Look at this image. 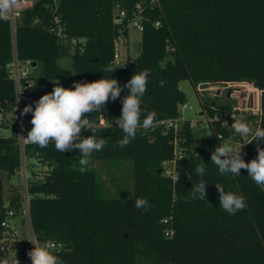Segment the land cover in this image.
I'll return each mask as SVG.
<instances>
[{"label":"trees","instance_id":"obj_1","mask_svg":"<svg viewBox=\"0 0 264 264\" xmlns=\"http://www.w3.org/2000/svg\"><path fill=\"white\" fill-rule=\"evenodd\" d=\"M138 1L142 2L143 25L139 54L115 64L113 39L119 33L127 38V19ZM157 1L152 6L149 0H34L18 19L16 56L34 63L32 68H39L41 78L62 83L105 77L123 86L135 72L149 69L141 120L147 112H157L152 128L143 135L138 132L124 148L118 147L124 135L118 126L94 125L96 136L105 138L107 144L91 159L130 160L131 197L100 196L94 170L87 167L80 172L78 150L63 153L53 144L46 148L28 145V156L38 152L48 166L44 180L31 182L28 188L33 233L40 242L61 241L65 249L55 254L64 264H264V188L244 169L238 176L220 175L211 163L215 146L221 144L217 132L226 135L227 131L217 126L216 132L195 137L186 121L176 132L159 123L180 115L179 108L186 102L180 80L188 79L194 88L199 83L247 81L261 91L259 127H264V0ZM116 6L126 11L120 25L113 22ZM54 18L69 39H78L75 46L50 31ZM12 56L9 22L0 21V108L10 109L14 99L8 70ZM64 56L71 57L69 68L58 64ZM107 68L116 70L111 73ZM127 93L125 88L118 99L92 113L93 124L100 118H118ZM204 106L213 112L211 102ZM213 106L227 109L216 101ZM14 130L12 126L10 135H0V222L7 208L18 206L17 194L7 207L3 199L2 176H14L19 166ZM175 137L181 156L175 159L174 174L169 177L162 162L174 158ZM259 146L264 148V141ZM256 147V142L246 145V162L256 158ZM202 162L207 165L205 200L190 195L198 182L195 167ZM186 173H191V180ZM215 184L243 195L247 207L227 214L219 205ZM138 197L148 201L147 212L134 206ZM28 251L24 242L16 252L18 260H29Z\"/></svg>","mask_w":264,"mask_h":264},{"label":"clouds","instance_id":"obj_2","mask_svg":"<svg viewBox=\"0 0 264 264\" xmlns=\"http://www.w3.org/2000/svg\"><path fill=\"white\" fill-rule=\"evenodd\" d=\"M21 0H0V21H9L19 8ZM116 70V69H115ZM115 70L107 68L105 71L113 73ZM75 75V74H73ZM150 70L144 69L132 74L126 84L121 86L115 78H101L92 82H74L71 87H63L59 80L53 81L51 92L43 94L35 107L27 105L22 114L31 113V130L24 137L27 143L46 148L53 144L59 152L78 150L81 154L79 164L80 172L84 173L90 163L93 153L102 151L107 144L105 138H98L90 115L98 112L108 103L120 97L126 88L128 93L121 103V115L113 122H108V127L114 123L123 132V138L118 141V147H126L135 139L138 132L143 135L157 122V112L153 109L142 116V98L147 91ZM163 86V81L161 82ZM231 128L234 133L243 138L239 147L230 141L216 145L211 154V163L218 168L220 175H241V170L247 171L248 176L257 186L264 188V148L259 146L264 141V127H257L254 131L244 118L233 117ZM91 133L83 136L82 132ZM251 137V139H249ZM256 142L257 156L249 162L243 159L245 155L242 148L245 144ZM207 165L203 162L195 167L198 182L192 185L190 195L193 199L205 200L207 196L205 172ZM191 180V173H186ZM174 182H178L177 174ZM219 192V205L229 215L247 207L246 198L233 191H226L221 184H215ZM134 206L148 211L150 205L145 198H137ZM31 242L34 247L27 255L31 264H64V261L48 245H40ZM0 264H19L17 255L0 258Z\"/></svg>","mask_w":264,"mask_h":264},{"label":"built area","instance_id":"obj_3","mask_svg":"<svg viewBox=\"0 0 264 264\" xmlns=\"http://www.w3.org/2000/svg\"><path fill=\"white\" fill-rule=\"evenodd\" d=\"M34 0H21L20 6L17 9L14 16L10 18L9 28L13 43V56L11 62L8 64L9 74L13 80L14 84V99L11 104V108H0V124L14 126V135L16 138V144L19 153V166L15 171L14 176L19 180V192L18 195V206L9 207L5 211V215L0 222V258L13 256L18 250L21 249L24 242H28L29 251L34 247V245L29 242L32 241L36 244L48 245L52 248L54 252H61L65 249V245L61 241L57 240H46L44 242L38 241L37 237L33 233L29 214V199L30 194L28 191L31 182L43 181L48 170V166L41 162L38 152H34L32 156H28L26 152V147L28 145H33L27 143L24 137L27 136L28 131L31 130V113L22 114L23 109L27 105H32L35 107L36 98L33 92L29 88L28 82H26L29 76L30 69L32 68V63L30 60L19 61L15 52V29L18 19L20 18L22 12L30 8ZM157 0H149V4L152 6L157 4ZM141 11L142 2L138 1L135 4V9L132 11V16L127 19L126 26H133L136 30L142 31L143 25L141 23ZM126 18V11L123 8L116 6L113 13V22L117 25L123 23ZM54 26L50 27V31L53 32L57 38L70 44L72 47L78 43V39H69L64 32V27L59 23L58 18H54ZM159 21L154 22V26H159ZM126 38L122 33H119L117 37L113 39L114 52L112 61L115 64L120 62L119 49L124 45ZM210 83H220L226 93L227 97L235 100L233 104L227 106V109L216 110L212 106L213 112L210 113L206 107L201 108L198 118L192 120H187L182 118V114L176 118H170L160 121L166 128H172L174 132L178 130V127L183 122H188V127L192 130L196 125L200 128L207 130L206 134L216 132L217 126L225 129L227 131L226 135L217 132V137L222 141H230L234 146L239 147L243 143V138L234 133L233 129L230 127L234 122L233 117L244 118L249 125L252 127L253 131L260 126L262 118V109L260 106V93L261 91L254 87L250 82L247 81H234V82H208ZM201 84L196 86L198 92H201ZM242 86V89L236 91L234 88L236 86ZM224 105V104H223ZM185 108L186 104L180 106V108ZM179 108V110H180ZM191 109V106H188ZM115 117L100 118L95 126L106 127L108 122H113ZM112 126H117L114 123ZM251 139V137H249ZM174 145V158L169 161H163L162 167L164 168V174L169 177H173L175 159L181 156V150L179 148L178 140L175 137L173 139ZM245 144L242 148V152L245 154ZM28 158L32 160V163H28ZM245 160V155L243 156ZM1 174V173H0ZM9 200L4 205L7 207Z\"/></svg>","mask_w":264,"mask_h":264},{"label":"rangeland","instance_id":"obj_4","mask_svg":"<svg viewBox=\"0 0 264 264\" xmlns=\"http://www.w3.org/2000/svg\"><path fill=\"white\" fill-rule=\"evenodd\" d=\"M141 32L136 30L133 26L128 27V35L126 38V44L119 49L120 59L123 61L130 57L134 58L140 51ZM121 61V60H120ZM58 64L62 67L69 68L71 65V57L64 56L58 60ZM28 85L36 100H38L43 94L52 91L55 86L53 81L56 79H43L40 77V71L38 67H33L29 72ZM60 82V81H59ZM75 79H66L60 84L63 87H71ZM179 88L186 95V107L180 108L183 119L192 120L198 118L201 108H204V104H208L212 101H216L217 104H224L230 106L235 102L234 99L227 97L226 89H224L220 83H204L201 84V92H198L193 87L188 79L180 80ZM242 89V86H236L234 90L238 91ZM216 91H219L217 94ZM217 94V95H216ZM188 106L192 108L189 109ZM0 135L8 136L11 134V126H4L0 124ZM207 130L195 126L192 129V133L195 137L206 134ZM222 141L221 143H223ZM28 163H32V160L28 158ZM94 170L95 176L98 182L99 195L102 197H131L133 194V164L130 160H117V159H91L87 166ZM3 199L4 203L19 192L18 179L15 176H6L3 174ZM41 245V243H40ZM10 257V256H9ZM7 258V257H2ZM19 264H31V260L19 261Z\"/></svg>","mask_w":264,"mask_h":264},{"label":"water","instance_id":"obj_5","mask_svg":"<svg viewBox=\"0 0 264 264\" xmlns=\"http://www.w3.org/2000/svg\"><path fill=\"white\" fill-rule=\"evenodd\" d=\"M32 66H34V63H32ZM130 67L133 68V67H134V63H131V64H130ZM218 93H219V91L217 92V94H218ZM217 94H216V95H217ZM227 95H228V93H227ZM214 104H215V101H212V102H211V105L213 106Z\"/></svg>","mask_w":264,"mask_h":264},{"label":"crops","instance_id":"obj_6","mask_svg":"<svg viewBox=\"0 0 264 264\" xmlns=\"http://www.w3.org/2000/svg\"><path fill=\"white\" fill-rule=\"evenodd\" d=\"M218 91H216V93H217Z\"/></svg>","mask_w":264,"mask_h":264}]
</instances>
